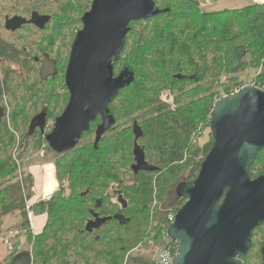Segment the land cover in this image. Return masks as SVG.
<instances>
[{
  "label": "trees",
  "instance_id": "obj_1",
  "mask_svg": "<svg viewBox=\"0 0 264 264\" xmlns=\"http://www.w3.org/2000/svg\"><path fill=\"white\" fill-rule=\"evenodd\" d=\"M91 2L60 0L48 14L51 19L45 28L36 29L37 38L23 30L26 25L11 34L14 40L0 38L4 61L0 100L4 94L10 98L1 101L0 230L6 216L19 214L14 228L27 230L30 264H127L128 259L157 264L134 253L142 247L156 250L166 214L184 203L177 187L195 178L212 145L211 132L208 141L201 144L200 138L220 98L221 76L233 81L235 72L247 66L264 67V4L249 0L239 8L206 11L199 0H154L163 11L131 21L125 45L113 61L115 75L124 67L134 74L108 104L115 125L95 145L97 117L74 146L56 151L45 138L53 124L42 133L32 123L42 119L46 127L67 103L63 75L71 43ZM36 5L23 1L17 8L14 0L11 7L15 15L24 16L41 12ZM44 60L52 64L49 75H43ZM254 84L264 89V69L258 71ZM14 85L20 86L19 93ZM231 88L225 92L229 94ZM164 93L172 103L163 98ZM87 136L91 140L81 142ZM30 147H44L56 156L58 189L32 207L35 215L46 214L38 233L29 230L25 211L32 176L23 173L21 179L9 182ZM263 152L264 147L249 167L251 178L264 170ZM170 196L174 207L157 218L156 206ZM261 226L251 232L241 264H262L263 230L258 253L254 251L255 231Z\"/></svg>",
  "mask_w": 264,
  "mask_h": 264
},
{
  "label": "water",
  "instance_id": "obj_2",
  "mask_svg": "<svg viewBox=\"0 0 264 264\" xmlns=\"http://www.w3.org/2000/svg\"><path fill=\"white\" fill-rule=\"evenodd\" d=\"M161 11L154 0H92L69 50L64 71L67 103L45 136L53 150L74 146L97 117L101 122L95 128V145L115 125L108 104L134 74L124 67L115 75L113 61L125 45L129 23ZM50 19L37 11L29 17L13 15L5 18L4 29L15 32L33 25L42 30ZM36 125L43 133V120L32 123ZM209 129L212 145L197 175L177 187L184 203L166 231L177 244L172 264H241L251 232L264 222V170L254 178L249 174L264 147V89L248 85L219 98ZM261 254L264 264V243Z\"/></svg>",
  "mask_w": 264,
  "mask_h": 264
},
{
  "label": "rangeland",
  "instance_id": "obj_3",
  "mask_svg": "<svg viewBox=\"0 0 264 264\" xmlns=\"http://www.w3.org/2000/svg\"><path fill=\"white\" fill-rule=\"evenodd\" d=\"M13 1L14 0H0V38H3L4 40H8V41L14 40V36L11 35L9 32L5 31L4 20L6 17H11L15 14H18L11 7V4L13 3ZM23 1L30 3V5L37 4L36 6L38 7V10H41V12L39 11V13H41V14H51L55 9L56 4H58L60 2V0H17V8L20 7V4H22ZM248 1L249 0H219V1L199 0V6L202 10L218 11V10H222V9L239 8V7L246 5L248 3ZM252 2L257 3V4H261V5L264 4L263 0H252ZM25 16L29 17V15H24V17ZM20 29H22V27ZM25 29H29V32H31L35 37L39 33L36 31L37 28H35L34 26L32 27V26L26 25V27H24L23 30H25ZM37 30H40V29H37ZM25 32L28 33V31H25ZM3 65L4 64H2L1 68H0L1 71H3ZM42 65H43L42 66L43 75H45V74L49 75L52 73L53 67L49 61L44 60ZM263 69H264V67H258L256 69H254L252 67L250 68L249 66H247V67H245L244 70L235 72V74H234L235 77H234L233 81H229L227 75L221 76V78H220L221 85H220V88L218 89L219 90L218 95L221 96L223 93H225L226 88L230 89L232 87L231 89H233V88H239V87L248 86V85L249 86L250 85L255 86V84H254L255 83V76L258 73V71H262ZM66 91H67V88H66ZM59 92L64 93L63 89H60ZM166 97H168L169 102L172 103L171 97L164 93L163 98H166ZM123 121L124 120H122V122ZM49 122H51V121L49 120ZM48 128H49V125H46V130ZM209 132H210V129L208 128L205 131V135L202 136L201 138L199 137L201 144L208 141ZM198 135H200V132L197 133V136ZM15 137H16V139H18V134H15ZM199 138H198V140H199ZM90 140H91L90 136L89 137L87 136V137H84L81 142H88ZM13 151H14V149H12V151L10 152L11 155H13V153H14ZM263 154H264V152H263ZM55 158H56V156L53 155L52 153H49V152L47 153L46 149L44 147H42L40 149L39 148L34 149V148L30 147L29 152L25 156L24 166L20 169L17 168V170L15 172L16 177L13 180L12 179L9 180V182H12V181H15L17 178L21 179V176L23 173L30 174L32 176L33 185L30 188L31 196L25 200V211H26L27 218H28V212L31 213V218H32V221L34 222L35 225L38 221V218L35 216H38V215L34 214L32 207L36 203H38L40 200H47L50 197V195H48V191L46 190L47 187L44 188L45 180H44V185H42V186L44 189V196L46 198L42 197V191H41V188H42L41 183L42 182H41L40 177L43 173V166L45 164H51L53 166L54 173H52V176H53V178L55 177L54 179L56 180L55 165H54ZM260 165L261 164H259V166ZM183 175L185 177H187L188 172L184 170ZM56 184H57V186L55 185L54 190L58 189V182L57 181H56ZM47 196H49V197H47ZM27 205L29 206L28 209L26 208ZM173 205H174L173 204V198L171 196L166 197L163 200V202L158 203V205L156 207H159V209L155 210V214H156L157 218L162 213H164L165 211L172 209L174 207ZM40 216H41L40 220L46 219L45 213L40 214ZM19 219H20V217H19L18 213L6 216L3 220V225L1 226V230H0V237L2 235L4 237V240H5V238L7 240H9V242L12 244V248L14 247L15 239L18 236V235H16L17 230L14 228V226L17 224V221ZM262 230L264 232V225H262L260 228H258L255 231V236H254V251H255V253H258V250H259V245H260L261 240H262ZM4 245L6 246L8 252H12L14 250V248L12 250H10L9 246L5 242H4ZM151 246H153V245H151ZM157 251H158L157 247H156V250H154V248L149 249L146 247L145 248L142 247L139 250L135 251L134 255L144 256L145 261L147 262L148 260H152V259L156 260ZM29 254H30L29 241L26 238V235L22 234L20 241L17 244V248L15 250V253L11 254L10 256L7 255L3 260L0 261V263L5 264L9 260L8 264H30ZM261 257H262V254H261ZM126 263L127 264H137L136 261H133L130 259H128V261Z\"/></svg>",
  "mask_w": 264,
  "mask_h": 264
},
{
  "label": "built area",
  "instance_id": "obj_4",
  "mask_svg": "<svg viewBox=\"0 0 264 264\" xmlns=\"http://www.w3.org/2000/svg\"><path fill=\"white\" fill-rule=\"evenodd\" d=\"M239 88H233L230 90L229 94H232L234 92H237ZM227 94L226 92L223 93L221 97L223 96H227L229 95ZM53 124V122H49L47 121L46 122V125H49V128L50 126ZM26 208L28 209L29 206L27 205ZM166 218H167V223L165 224L164 226V230H163V237H162V241H161V244L157 247L158 248V251H157V257H156V262L157 264H172V259H173V256L175 255V251H176V242L171 240L168 236H167V228L168 226L172 223L173 219H174V215H175V212H169L166 214ZM28 221H29V230L32 231L33 229V221H32V218H31V213L28 212ZM26 234L27 233V230L24 229L22 231H16V235H19V234ZM4 242L9 246V249L12 250V244L9 242V240H7L5 238Z\"/></svg>",
  "mask_w": 264,
  "mask_h": 264
},
{
  "label": "crops",
  "instance_id": "obj_5",
  "mask_svg": "<svg viewBox=\"0 0 264 264\" xmlns=\"http://www.w3.org/2000/svg\"><path fill=\"white\" fill-rule=\"evenodd\" d=\"M41 182H42V179H41ZM41 186H42V183H41ZM44 198H46V197H44ZM35 217L38 218V221H37L36 225L33 222V229L31 231L32 233H38V232H40L41 229H42V227H43V225H44V223H45V219L40 220V218H41L40 215L35 216ZM21 236H22V234L18 235L16 237V239H15V244H14V247H13L14 248V253H15V250L17 248V244L20 241ZM9 253H11V252H8L7 251V248L4 245V237L1 235V237H0V261L3 260Z\"/></svg>",
  "mask_w": 264,
  "mask_h": 264
},
{
  "label": "bare ground",
  "instance_id": "obj_6",
  "mask_svg": "<svg viewBox=\"0 0 264 264\" xmlns=\"http://www.w3.org/2000/svg\"><path fill=\"white\" fill-rule=\"evenodd\" d=\"M52 173H54L53 166L51 164H45L43 166V173L41 175V179H42V185H44V180H45V186H44V188L47 187L46 190L48 191V195H51L52 192L55 189V185L57 186L56 180L54 179L55 177L53 178ZM41 187H42L41 188L42 197H45L44 196L43 186H41ZM47 197H49V196H47Z\"/></svg>",
  "mask_w": 264,
  "mask_h": 264
},
{
  "label": "flooded vegetation",
  "instance_id": "obj_7",
  "mask_svg": "<svg viewBox=\"0 0 264 264\" xmlns=\"http://www.w3.org/2000/svg\"><path fill=\"white\" fill-rule=\"evenodd\" d=\"M25 26V25H24ZM32 27H33V25H31ZM20 30V29H19ZM6 31V30H5ZM18 31V30H17ZM6 32H9V31H6ZM16 32V31H15ZM10 34H12V33H14V32H9ZM2 64H4V61L2 60V59H0V68H1V65ZM2 71H1V69H0V73H1ZM119 73V72H118ZM117 73V74H118ZM14 84L16 83V82H13ZM14 87H15V92L16 93H19V87L17 86V85H14ZM11 96V95H10ZM9 98V96H7V95H2V100H0V102L2 101L3 103H5V100H7ZM9 100H10V98H9ZM2 102H1V104H0V122H1V120L4 118V114H3V108H4V106L2 105ZM99 119H100V117H99ZM100 122H101V119H100ZM99 122V123H100ZM98 125V124H97ZM50 128H48L47 130H49ZM45 130H46V127H45ZM24 161H25V158H24ZM17 165H18V168L20 169V168H22L23 166H24V162H21V164H20V162H17ZM264 243V242H263ZM263 245V244H262ZM262 247V246H261Z\"/></svg>",
  "mask_w": 264,
  "mask_h": 264
}]
</instances>
